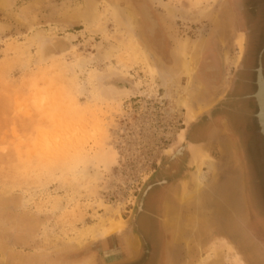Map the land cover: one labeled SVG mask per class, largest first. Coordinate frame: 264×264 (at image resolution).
<instances>
[{
	"label": "rangeland",
	"instance_id": "obj_1",
	"mask_svg": "<svg viewBox=\"0 0 264 264\" xmlns=\"http://www.w3.org/2000/svg\"><path fill=\"white\" fill-rule=\"evenodd\" d=\"M256 2L0 0V264H264V143L254 87L240 91L242 102H233L246 104L250 113L237 121L235 141H226L222 132L216 134L218 147L209 141L205 153H194L209 155L218 169L199 173L198 160L187 165L172 200L171 218L178 214V227L170 244L165 218L164 236L158 235L165 248L148 251L149 235L144 232L143 238L135 227L146 187L181 146L190 115L195 120L229 91L224 87L233 83L245 50L236 34L243 26L235 22L261 15ZM114 8L133 14L138 40L116 24ZM180 9L203 12L184 19ZM150 22L163 33L157 42L161 50L147 36ZM183 38L190 55L191 45L200 44L189 76L179 69L174 77L180 94L189 79L199 86L194 113L188 114L174 103V88L165 95L140 50L149 49L159 64L170 67L174 45ZM64 45L71 48L62 53ZM179 60L183 63L184 56ZM112 70L116 81H131L135 91L116 96L109 91L113 83L100 85L97 76ZM101 89L116 100H102ZM231 148L238 150L247 182L253 231L247 226L249 209L242 205L241 176L226 168ZM198 175L201 195L183 203L180 195L192 189ZM235 184L238 195L231 202L228 186ZM230 205L235 233L221 216L229 215ZM112 222L111 232L98 236ZM215 222V230H204ZM127 237L134 241L130 248L124 246Z\"/></svg>",
	"mask_w": 264,
	"mask_h": 264
},
{
	"label": "flooded vegetation",
	"instance_id": "obj_2",
	"mask_svg": "<svg viewBox=\"0 0 264 264\" xmlns=\"http://www.w3.org/2000/svg\"><path fill=\"white\" fill-rule=\"evenodd\" d=\"M256 5L258 7L257 10H261V15H253L251 11L253 16L248 22H235L237 28L243 26L241 29H236V34L240 36L241 40H244L245 46H243V48H245V50L237 66L233 83H231L230 86L228 84L227 87H224L226 90L230 87L229 91L235 93V95L229 96L230 92L227 91L223 97V101L214 106L212 103L208 111L205 109L202 113L197 115L184 138L188 145H191L193 150L190 151L183 148L180 153L172 155V152L177 149L175 148L167 160L159 167V173L155 176V179L146 187L144 198L139 205L140 211L136 218L135 227L143 238L144 232L149 235L148 251L158 250L160 249V245H162V248H165L164 241L160 243L158 240V235L162 234V236H164V233H162V231H164V203L166 199L172 202L173 197L178 195L179 190L177 189V185H179V182L182 181L185 173L188 171L187 165L189 163H195L193 158L197 156H194L196 150H198L199 153H205V143L209 141H211V146H217L215 141L216 134H221L222 132L226 133L224 135L225 140L233 143L236 139L234 133L237 121L240 120L241 117L250 114L245 107L246 104L242 105L241 103H235L243 101L244 97L242 96L243 98H239L240 95H238L240 91L242 92V90L253 87L256 91V78L259 68H261L264 76V0H257ZM253 6L255 5L253 4ZM162 35L163 33L158 24H156V26L149 25L147 36L156 50H161V48H158L157 42L163 40ZM160 52L162 51H159V53ZM233 102L235 103L233 104ZM245 194L250 215L247 226L253 231L255 225L252 220L253 212L246 180ZM171 234L172 232L170 234L168 233V238L164 236L165 239H168V244H170L169 242L171 241Z\"/></svg>",
	"mask_w": 264,
	"mask_h": 264
},
{
	"label": "bare ground",
	"instance_id": "obj_3",
	"mask_svg": "<svg viewBox=\"0 0 264 264\" xmlns=\"http://www.w3.org/2000/svg\"><path fill=\"white\" fill-rule=\"evenodd\" d=\"M87 7V6H86ZM115 7V6H114ZM111 8V7H110ZM85 9V8H84ZM88 9V8H86ZM115 9V8H114ZM171 10V9H170ZM169 10V11H170ZM173 11V10H172ZM180 17L184 18V19H196L198 18L199 16V13L202 11H194L193 13H191V11H185L184 9H180ZM203 12V11H202ZM173 13V12H172ZM174 14V13H173ZM176 14V13H175ZM85 15V14H84ZM113 15L115 17V22L116 24L120 27V29L124 30L125 33L124 34H127L129 36H131V38H133L135 41L138 40L139 36H138V31H137V28H138V25H137V22L133 16V14L130 12V11H122L120 12L119 9H115L113 11ZM189 15H193L192 18H188ZM226 15V14H225ZM94 18V17H93ZM82 19V18H81ZM84 20V19H83ZM93 20V19H92ZM224 20V19H223ZM87 22V21H86ZM150 24L152 26H154L153 24H155V22H150ZM227 24V23H226ZM152 30V29H151ZM150 30V31H151ZM149 31V30H148ZM223 33V32H222ZM226 33V31H225ZM184 39V38H183ZM193 42V41H192ZM191 43V42H190ZM139 46L140 45H143L141 42L138 43ZM188 40L187 39H184V40H181V41H176V44L174 45V48L171 52V56L173 58V63L170 67H167V66H163L161 63L159 64L155 57H154V54L148 49V50H141L142 52V57L143 59L146 61L149 69L151 71H153V75L154 77H157V79L160 80L159 84L163 87H165L166 91H165V95L169 96V89L168 88H174V92L176 93V97L174 98L175 99V104L177 107L181 108V107H185V109L187 110V114L188 112H192L190 111V109L192 108V101H193V98H195L196 96L198 97V95H196V93H198V90H199V86L197 85H193L194 83H192V79H189V81L187 82L186 85H184L182 87L183 89V93L180 94V92L178 91L179 90V87L177 88L175 86V79L174 77H176L175 75H177L179 72V69L183 70V72L189 76V73H190V70H191V63L193 61H196V58L198 57V50L197 48H199V45L194 43L193 45H191V49H190V53L191 55L188 53L187 49H188ZM149 47V46H148ZM60 48V47H59ZM71 48V45H64L62 47V53H65L67 52L69 49ZM190 48V47H189ZM109 49V48H108ZM107 49V50H108ZM112 49V48H111ZM114 49V48H113ZM46 50V49H45ZM44 50V51H45ZM107 53L106 56L110 57L112 55V51L111 50H108L106 51ZM181 56H184L185 58V61L183 63H181V61L179 60V58ZM80 62V61H79ZM159 65H158V64ZM165 63V62H164ZM194 64V63H193ZM79 65V64H78ZM264 65V64H263ZM82 66H79V69H81ZM110 73H107L105 75V77L101 78V76H97L100 80L99 84L102 83L104 84V86H106V84L108 85L113 83L114 84V89L111 87V89H109L110 91V94L113 92L114 94H116V96H120V95H127V94H130V93H133L136 89V86L131 84V81L130 82H127L126 80H121V81H116L115 80V76L117 73L114 72L113 70L112 71H109ZM180 76V75H179ZM189 78V77H188ZM191 78V77H190ZM103 79H106V81H102ZM98 80V81H99ZM257 92H256V98H257V102L260 106V113H259V117H260V122H261V125H262V130L264 132V76L262 74V70L261 68L258 69V75H257ZM105 82V83H104ZM96 83V82H95ZM98 83V82H97ZM199 83V82H198ZM101 85V84H100ZM112 85V84H111ZM201 85V84H200ZM99 86V85H97ZM181 87V86H180ZM102 88L106 89L105 87H103L102 85ZM104 89H101L99 90V94L98 96H100L102 98V100H109V101H114L116 100L115 99H109V96H108V93L104 90ZM107 89V90H108ZM97 93V92H96ZM97 96V97H98ZM173 98V97H172ZM214 100V99H213ZM208 102V101H207ZM209 104V102H208ZM206 104V105H208ZM208 109V108H207ZM196 110V109H195ZM194 113V111L192 112ZM191 117V118H190ZM190 119L188 122L186 123H190L192 121H194V116H191L190 115ZM184 135L182 136V139H180L179 142L182 141V143L180 144L181 146L177 147V149H175L173 152H172V155H176L178 153L181 152V148H190L191 150V146L188 145V143L186 142V140L184 139L185 138V133H186V129L184 130ZM178 138V137H177ZM181 138V137H180ZM197 157V156H196ZM195 158V157H194ZM193 158V159H194ZM200 164H203V167L205 166L207 171H203L202 168L200 167ZM199 165V166H198ZM198 165H197V169L200 173V171H202L203 173L204 172H215L217 169H216V162L214 161V159H212L211 157H209V155H205L203 154L199 159H198ZM216 169V170H215ZM80 173H83L84 175L85 174H88L90 175L89 173L87 172H82L81 170H79ZM97 172L94 171L92 173V175H96ZM193 180H196L194 181V185L192 187V189H186L184 194L181 196V199H182V202L185 203V202H189V201H193L195 200L197 197H199L201 195V192H202V188L204 187L203 185V182L201 179L199 181V175L198 176H195V179ZM192 180V181H193ZM182 194V193H181ZM201 199V198H200ZM28 198H25L24 201H23V206H26L28 204ZM179 211V210H177ZM176 214V213H175ZM116 222V221H114ZM112 222L110 224V228H105V230H102L100 233H98V236L102 235L104 236L103 234L108 232L110 233L111 231H108L110 229H112L114 227L113 223ZM118 223V222H117ZM116 224V223H115ZM115 229V228H114ZM114 231V230H113ZM96 238V237H95ZM136 239V238H135ZM124 246L126 248H130L132 247V244H133V239L131 238H124ZM171 242V241H170ZM123 244V243H122ZM135 245V244H134ZM167 251V250H166ZM168 257V256H167ZM170 258V257H169ZM27 262V261H26ZM19 263V262H18ZM21 263V262H20ZM19 263V264H20ZM23 263V262H22ZM30 264V263H29ZM82 264H90V263H87V261L85 262H82ZM203 264V263H202Z\"/></svg>",
	"mask_w": 264,
	"mask_h": 264
},
{
	"label": "water",
	"instance_id": "obj_4",
	"mask_svg": "<svg viewBox=\"0 0 264 264\" xmlns=\"http://www.w3.org/2000/svg\"><path fill=\"white\" fill-rule=\"evenodd\" d=\"M258 75V74H257ZM256 92H257V89L256 91L254 92L253 94V97L256 101V104H257V112L255 114L256 118H257V123H258V127H259V132L260 134L263 136V143H264V132L262 130V125H261V122H260V117H259V113H260V106L257 102V98H256ZM194 123V121L190 122L189 124L186 123L185 124V129L187 130L186 133L188 132V129L189 127L191 126V124ZM185 133V135H186ZM182 143V141L180 142ZM184 149H188L190 150V148H184ZM192 151V150H190ZM228 155H227V162L229 161L228 165L226 168H229V171H231V174L233 175H240L241 178H240V181H239V185L242 189V192H241V197H242V205L243 206H246V197H245V194H244V188H245V184H244V179H243V167H242V164H241V161H240V158H239V155H238V150L236 148H231L230 151L227 152ZM233 171V172H232ZM230 173V172H229ZM235 185H229L228 186V189H229V193H230V199H231V202H234V198L238 195V191H235ZM233 192H235V195H232ZM223 201V199H222ZM230 202V201H229ZM224 201L222 202V207L224 206ZM228 210H229V215H226V213H224L225 215H221L223 219H225L226 221L223 222L224 225H225V228H227L228 231L230 232H234L235 233V230H236V227H235V223H234V218H235V213L232 209V205H230L228 207ZM245 211L247 212V209L245 207ZM215 227H216V222L215 224H212L211 226L209 225L208 226V229L204 228V230H215ZM131 235L135 236L137 238V235L135 233H133V231H128Z\"/></svg>",
	"mask_w": 264,
	"mask_h": 264
},
{
	"label": "crops",
	"instance_id": "obj_5",
	"mask_svg": "<svg viewBox=\"0 0 264 264\" xmlns=\"http://www.w3.org/2000/svg\"><path fill=\"white\" fill-rule=\"evenodd\" d=\"M191 146V145H190ZM191 150H193V148L191 147ZM194 153V152H193ZM200 157L197 155V157L195 156V158L193 160H198ZM216 169L217 166H216ZM215 169V170H216ZM197 170V169H196ZM180 198H181V195H180ZM180 201V199H179ZM198 201H201V200H198ZM246 209H247V200H246ZM173 208V204L170 200L166 199L165 200V203H164V218H165V223H166V229L168 230L167 232L170 234L172 232V234H174V231L177 230V225L174 224V218L178 216V214H176L173 219L171 218V210ZM210 223V222H209ZM171 234V237H173Z\"/></svg>",
	"mask_w": 264,
	"mask_h": 264
}]
</instances>
